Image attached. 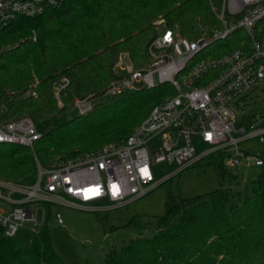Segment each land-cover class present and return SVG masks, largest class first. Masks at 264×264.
<instances>
[{"label": "trees", "instance_id": "trees-1", "mask_svg": "<svg viewBox=\"0 0 264 264\" xmlns=\"http://www.w3.org/2000/svg\"><path fill=\"white\" fill-rule=\"evenodd\" d=\"M222 1L64 0L41 15H20L0 25V120L27 116L41 133L33 150L0 144V179L31 184L37 163L46 168L126 139L173 93L168 84L124 92L72 119L62 114L71 110L74 98L105 92L116 77L119 55L127 54L138 69L145 67L158 18L193 41L218 26L213 7ZM241 38L243 33H234L209 50L223 56L240 47ZM209 54L203 50L193 63ZM63 78L69 84L61 91L60 110L53 88ZM28 89L36 96H26ZM216 168L220 181L238 179L221 162ZM259 169L243 190L229 185L206 195H169L161 217L132 219L138 237L125 242L120 252L109 251L104 264H264V166ZM50 220L51 209L37 230L20 229L5 237L0 229V264H67L53 249ZM150 225L154 234L146 238Z\"/></svg>", "mask_w": 264, "mask_h": 264}, {"label": "built area", "instance_id": "built-area-1", "mask_svg": "<svg viewBox=\"0 0 264 264\" xmlns=\"http://www.w3.org/2000/svg\"><path fill=\"white\" fill-rule=\"evenodd\" d=\"M63 1L0 0V25L20 15H41ZM213 11L218 26L193 41L164 20L154 23L147 67L134 69L126 62L127 58L131 62L128 55L122 54L118 69L123 74H116L103 94L74 98L73 109L86 115L105 97L164 84L173 89L121 143L46 168L37 163L31 184L0 180V229L5 237H14L20 229L31 230L28 225L37 230L45 224L37 223L32 206L42 210L44 220L53 208V219L62 226L59 208L99 212L125 207L202 158L218 156L231 173H249L264 166V121L240 125L230 109L244 92L264 86V0H223ZM238 32L244 38L237 49L219 57L214 56L216 50H209L213 43ZM207 48L209 56L193 63ZM68 84L63 78L54 85L56 100ZM40 135L27 116L5 123L0 120V144L33 150ZM249 142H257L261 149L250 153L249 147H243ZM160 163H166L170 172L156 180L153 167ZM90 191L94 193L86 195Z\"/></svg>", "mask_w": 264, "mask_h": 264}, {"label": "rangeland", "instance_id": "rangeland-1", "mask_svg": "<svg viewBox=\"0 0 264 264\" xmlns=\"http://www.w3.org/2000/svg\"><path fill=\"white\" fill-rule=\"evenodd\" d=\"M160 20L162 19L158 18L155 24ZM121 55H119L113 68L115 75L123 74V71L118 69ZM126 62H129L134 69H138L128 58ZM263 90L264 86L252 88L231 103L230 109L235 114L240 125H245L251 120L264 121ZM32 92L35 91L28 89L25 95L32 96ZM107 99L108 97H105L104 101ZM56 102L57 108L61 110L63 107L61 99L59 101L56 100ZM70 109L63 112V118L72 119L79 116L77 111L73 109V105ZM122 141L119 142L121 143ZM246 146L249 147L250 153L253 154H256L261 149L257 142H249L243 145V147ZM219 162L220 159L216 155L202 158L199 162L181 170L177 175L161 181L146 196L125 207L111 208L99 212L59 208L58 211L62 215L63 225L59 226L53 220L48 222L53 249L67 264H104V259L109 251L116 250L120 252L125 242L138 237L139 231L131 224L132 219L142 215L144 216V222H152L155 217H161L164 215L165 203L169 195L175 196L179 194L184 198L194 197L206 195L220 186L229 185L243 190L245 185L256 178L260 170L253 169L251 172L243 174L242 171H236L238 179L229 183L227 180L220 181L217 177L216 165ZM153 172L156 180H159L162 175L170 172V168L166 163H160L154 165ZM35 209L36 207L32 206L36 221L41 225L46 222V219L44 220L45 214L42 210L35 211ZM53 211L54 209L52 208L51 212ZM257 213L258 211L256 210L255 214ZM28 227L34 230L33 225H28ZM153 234L151 225L143 233L146 238L152 237Z\"/></svg>", "mask_w": 264, "mask_h": 264}, {"label": "bare ground", "instance_id": "bare-ground-1", "mask_svg": "<svg viewBox=\"0 0 264 264\" xmlns=\"http://www.w3.org/2000/svg\"><path fill=\"white\" fill-rule=\"evenodd\" d=\"M91 192H92V191H90V192H86V195H89ZM92 193H94V192H92Z\"/></svg>", "mask_w": 264, "mask_h": 264}, {"label": "snow or ice", "instance_id": "snow-or-ice-1", "mask_svg": "<svg viewBox=\"0 0 264 264\" xmlns=\"http://www.w3.org/2000/svg\"><path fill=\"white\" fill-rule=\"evenodd\" d=\"M115 187V186H114Z\"/></svg>", "mask_w": 264, "mask_h": 264}]
</instances>
